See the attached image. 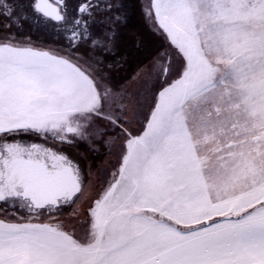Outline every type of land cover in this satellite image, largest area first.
I'll use <instances>...</instances> for the list:
<instances>
[{"label":"snow or ice","instance_id":"6c2138e0","mask_svg":"<svg viewBox=\"0 0 264 264\" xmlns=\"http://www.w3.org/2000/svg\"><path fill=\"white\" fill-rule=\"evenodd\" d=\"M33 6L68 44L0 37V264H264V0H151L171 53L139 98L93 59L111 30ZM84 143L119 145L102 182Z\"/></svg>","mask_w":264,"mask_h":264},{"label":"flooded vegetation","instance_id":"af4514ba","mask_svg":"<svg viewBox=\"0 0 264 264\" xmlns=\"http://www.w3.org/2000/svg\"><path fill=\"white\" fill-rule=\"evenodd\" d=\"M137 1L138 0H63V3L67 5L66 11L70 20L82 18V20L88 21L87 25H83L82 23L81 28L83 29L86 27L88 35L91 38H96L97 35L106 30H111L114 33L111 50L105 53L103 50L98 49L93 59L99 58L107 62L105 67L108 66L110 72L115 73L117 77L121 78L117 85L118 90H131L132 85L137 83L138 78L148 77L147 64L149 61V53L147 46H143L140 43L142 40L136 36V32L130 29V36L133 35L138 46L136 50H132L133 38L132 40L128 39L125 33L127 31V27L125 28V26L130 17L136 14V9H142L143 7L144 3L142 4L140 2L138 8ZM52 2H54V0H52ZM88 3H91L93 6L91 8V15L87 13L80 14L78 11L80 6ZM3 4L7 5V9L0 6V28H5L18 34L41 37L53 42L57 41L67 46L68 41L63 29H57L54 27L53 22L35 12L33 0H0V5ZM108 5H111V8H109ZM9 9L11 10V16H6L4 13ZM140 13L139 15L143 20ZM117 17H119L118 20L116 19ZM4 23H6V25H4ZM124 33L125 35H123ZM90 43V40L87 43L81 42L79 47L80 51L89 54V51L85 50L84 47L89 49ZM160 49L162 50L160 51L162 57L166 55V60L168 58V50H166L165 46H162ZM140 51L142 55L136 56L140 54ZM131 53L132 55H130Z\"/></svg>","mask_w":264,"mask_h":264},{"label":"rangeland","instance_id":"374dc122","mask_svg":"<svg viewBox=\"0 0 264 264\" xmlns=\"http://www.w3.org/2000/svg\"><path fill=\"white\" fill-rule=\"evenodd\" d=\"M138 8L140 6V2L143 4L142 9H136V14L130 17L128 20L127 25L125 26V33L128 39L132 40L133 35L130 36V29L136 32V36L141 39L140 43L143 46H147L148 53H149V61H148V77L147 78H138L137 83L132 85V89L128 90L129 94L137 95L139 98V94L150 95L151 93L147 92L146 89L148 88H155L158 87L157 81V73L154 70V65L161 60H165L166 55L162 57V51L160 48L162 46L166 47L167 54L171 53L170 45L168 40L165 36L156 28L154 23V19H149L147 14V9L150 5L151 0H138ZM141 12V13H140ZM139 13L142 15L143 20ZM6 25V23H4ZM1 27V26H0ZM125 33L123 35H125ZM14 37L17 41H30L32 44L43 47V48H55V49H65L67 46L60 44L59 42L46 40L41 37H34L30 35H23L18 34L13 31L7 30L5 28H0V37ZM120 36V34H119ZM159 46V47H158ZM83 49V48H82ZM85 50L89 49L84 47ZM83 49V50H84ZM81 55H86L85 53L81 52L80 49L78 50ZM86 52V51H85ZM133 53V52H132ZM132 53L130 55H132ZM97 54V53H96ZM142 55L141 51L140 54L136 56ZM131 58V57H130ZM107 62L102 63V75L104 76L106 82L117 89V85L120 81V77H117L115 73L110 72L108 69ZM112 69V68H111ZM118 90V89H117ZM67 153L72 156L74 159L79 160L82 166L85 168L86 173L91 170V181L93 184L97 182L99 179L101 182L104 181L109 174L113 171L114 167L117 165V158L119 152V145L116 146H109L104 143H97L96 145H89L84 143L78 147H67ZM96 151V152H95ZM68 211L65 210L63 214V218L65 220L71 219L68 216ZM3 213H0L2 216ZM73 223L77 224L76 232L77 235H82L83 229L79 227V223L73 220Z\"/></svg>","mask_w":264,"mask_h":264},{"label":"trees","instance_id":"16d2710c","mask_svg":"<svg viewBox=\"0 0 264 264\" xmlns=\"http://www.w3.org/2000/svg\"><path fill=\"white\" fill-rule=\"evenodd\" d=\"M132 50H136L138 48L135 39L133 38V43H132Z\"/></svg>","mask_w":264,"mask_h":264}]
</instances>
